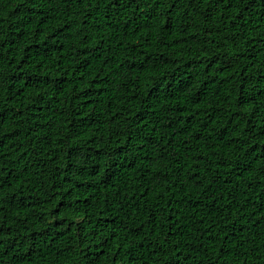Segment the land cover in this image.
I'll return each instance as SVG.
<instances>
[{
	"label": "trees",
	"instance_id": "1",
	"mask_svg": "<svg viewBox=\"0 0 264 264\" xmlns=\"http://www.w3.org/2000/svg\"><path fill=\"white\" fill-rule=\"evenodd\" d=\"M0 264H264V0H0Z\"/></svg>",
	"mask_w": 264,
	"mask_h": 264
}]
</instances>
